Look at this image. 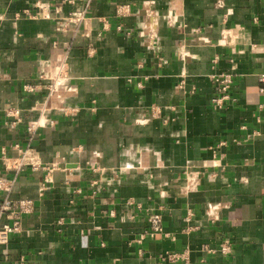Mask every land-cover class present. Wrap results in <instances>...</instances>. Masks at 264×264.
Instances as JSON below:
<instances>
[{"label":"crops","instance_id":"1","mask_svg":"<svg viewBox=\"0 0 264 264\" xmlns=\"http://www.w3.org/2000/svg\"><path fill=\"white\" fill-rule=\"evenodd\" d=\"M225 2L93 0L59 31L83 1L0 0V155L29 145L60 167L45 184L0 163V201L35 205L0 264H264V0ZM63 66L73 91L49 97Z\"/></svg>","mask_w":264,"mask_h":264},{"label":"built area","instance_id":"2","mask_svg":"<svg viewBox=\"0 0 264 264\" xmlns=\"http://www.w3.org/2000/svg\"><path fill=\"white\" fill-rule=\"evenodd\" d=\"M76 1L77 0H61V3L62 5L75 4ZM81 1H83L85 5V8L81 11V14L77 17H75V15H70L65 19H61L58 23L59 31L67 30L71 24H77L81 22L84 17H86V8H88L91 1L93 0ZM215 2L220 8H223L226 5L225 0H215ZM59 11H61V8H59ZM126 12L127 9L125 7L119 9L120 16H123ZM239 29V26H236L234 29L227 30L222 34V39L225 40L226 44L230 46L234 44L236 37L235 35L237 32H239ZM179 54H181V52ZM181 56L184 58V55L181 54ZM216 62L217 60H214V63ZM42 79L46 82V88L48 90L49 97L58 94L61 89H64L65 91H73V88L69 84L70 77L65 66L61 68L57 75L48 77L43 76ZM213 80L216 84V93L218 96L213 99L212 106L218 110V108H223L225 103L231 99L229 91L233 85L234 76L231 73H221L213 76ZM260 82L262 84L261 91H264V74L260 76ZM181 84V86H183V82H181ZM51 124H53V121H51ZM41 126L43 125L38 122L32 123L29 126L28 131L33 135ZM16 149L18 152L17 157L10 158L5 152H3L2 155H0V163H3L9 171L15 173L16 175L20 174V172L26 168H31L33 171H44L46 173L44 183L46 184L52 181L53 172L60 168L57 163H42L39 154L32 146L28 145L25 148L16 146ZM10 183L11 182L8 181V179H2L0 181V188L5 192H9L11 189ZM45 189L46 188L43 185L41 192H44ZM34 208V201L31 199L13 200L9 197V195H7L0 201V245L7 244L10 241V236L13 233H18L21 231L23 217L25 215L32 214L34 212ZM4 219H6L5 222ZM149 223L153 233L161 232L163 230L161 215H152L149 218ZM205 249L206 252L210 254L219 253L223 255H229L232 253L233 247L229 243H223L219 250L209 248L208 246H206ZM167 259L171 261L185 260L187 259V252L168 254ZM186 261L188 263V259Z\"/></svg>","mask_w":264,"mask_h":264}]
</instances>
